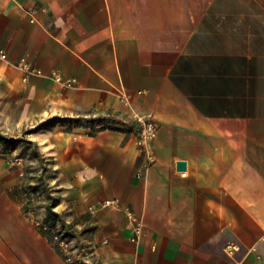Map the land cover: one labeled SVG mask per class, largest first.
<instances>
[{
  "label": "crops",
  "instance_id": "crops-1",
  "mask_svg": "<svg viewBox=\"0 0 264 264\" xmlns=\"http://www.w3.org/2000/svg\"><path fill=\"white\" fill-rule=\"evenodd\" d=\"M88 117L123 129L33 132ZM0 133L48 160L69 241L0 140V264H264V0H0Z\"/></svg>",
  "mask_w": 264,
  "mask_h": 264
},
{
  "label": "trees",
  "instance_id": "trees-1",
  "mask_svg": "<svg viewBox=\"0 0 264 264\" xmlns=\"http://www.w3.org/2000/svg\"><path fill=\"white\" fill-rule=\"evenodd\" d=\"M59 121L65 122L70 126L86 127L90 129L89 134L91 136L96 135L98 131L104 129H123L120 125H117L118 123L114 118H52L35 128L33 132L42 128L51 127ZM0 140L5 143V152L15 148L17 154L14 156V159H24L25 172L21 179L23 185L22 190L27 200V211L33 214L36 221L40 223V229L49 236L51 241L59 245V241L63 240L68 244L69 241L67 235L64 234L67 228L66 223L61 220V215L54 211L56 199L53 195L54 190L50 183L52 175L48 176L50 173L47 167L48 160L42 157L41 152L34 147L32 142L27 141L23 149L20 151V149L18 150L15 146L14 140L1 133ZM4 157L8 158V156ZM34 169H36V171L40 170L41 175L30 176V173L33 172ZM57 238L59 240H57ZM63 256L67 258L66 253H63ZM70 257L72 258L71 253Z\"/></svg>",
  "mask_w": 264,
  "mask_h": 264
},
{
  "label": "built area",
  "instance_id": "built-area-1",
  "mask_svg": "<svg viewBox=\"0 0 264 264\" xmlns=\"http://www.w3.org/2000/svg\"><path fill=\"white\" fill-rule=\"evenodd\" d=\"M2 57L6 58L5 54H3ZM18 65L20 68L25 70V72L27 73V76L30 74H41V70L30 68L29 65L25 61L20 62ZM27 76L25 80H27ZM54 79L55 81L61 83L65 87H71L76 82L74 78H66L60 72L55 73ZM138 121L140 122L141 128H142L141 141L143 144L157 137L158 132H159V124L153 116L150 115L146 117H139ZM16 161H20V160L16 159ZM186 174H187L186 172L181 173L183 177H185ZM105 204L106 205H111V204L116 205V202L113 200H108L105 202ZM91 211L93 212L94 208H91ZM36 224L37 226H39L40 223L36 221ZM133 230L135 231V235H136L135 237L139 236L143 232V225L141 224V222H139L136 219H133ZM133 239L135 240L136 238H133ZM57 240L59 239L57 238ZM59 244L62 248L68 249V244L65 241L60 240ZM236 248H237L236 246L232 247V249H236ZM65 251L67 255V261L71 263L72 258L70 257V253L68 250H65Z\"/></svg>",
  "mask_w": 264,
  "mask_h": 264
},
{
  "label": "rangeland",
  "instance_id": "rangeland-1",
  "mask_svg": "<svg viewBox=\"0 0 264 264\" xmlns=\"http://www.w3.org/2000/svg\"><path fill=\"white\" fill-rule=\"evenodd\" d=\"M11 136H12L11 139L15 141V146H16L17 148H18V147H22V146H24V145L26 144V142H27V141L24 140L23 137H18V136L15 137L14 135H11ZM18 150H19V148H18ZM17 160H20V161H16V159H15V162H16L18 165L21 164V161H22V160L24 161L23 158H21V159L18 158ZM29 163H30V162H29ZM39 175H41V172H40V170H39V171H36V169H34L33 172L30 173V176H39ZM51 175H52L51 173L48 174V176H51ZM24 198L26 199L25 196H24ZM33 220H34L35 223H36V219H35L34 216H33ZM38 227H39V226H38ZM63 259H64V261H66V262L68 263L66 257L63 256Z\"/></svg>",
  "mask_w": 264,
  "mask_h": 264
},
{
  "label": "water",
  "instance_id": "water-1",
  "mask_svg": "<svg viewBox=\"0 0 264 264\" xmlns=\"http://www.w3.org/2000/svg\"><path fill=\"white\" fill-rule=\"evenodd\" d=\"M178 166H179V168H183V167H185V162H182V161L179 162V163H178Z\"/></svg>",
  "mask_w": 264,
  "mask_h": 264
}]
</instances>
